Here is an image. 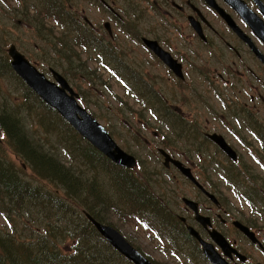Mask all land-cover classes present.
Wrapping results in <instances>:
<instances>
[{
	"label": "flooded vegetation",
	"instance_id": "obj_1",
	"mask_svg": "<svg viewBox=\"0 0 264 264\" xmlns=\"http://www.w3.org/2000/svg\"><path fill=\"white\" fill-rule=\"evenodd\" d=\"M36 1L48 4V19L58 27L52 41L68 39V48L74 52L95 50L103 66L116 72L129 88L131 97L146 103L148 115L157 118L147 98L160 106V116L167 121H161L162 127L169 126L168 120L177 122L175 142L191 135L199 140L187 147H173L165 137L159 142L156 159L177 195L174 200L160 196L156 190L159 173L150 171L144 178L145 188L159 212L150 210L154 220L137 228L161 243L179 264L187 259L191 264H264V229L249 218L264 214V188L255 184L258 181L248 170L253 164L264 173V0ZM141 25L140 34L136 28ZM136 46L144 57L135 53ZM156 47L167 54L164 60V55L155 53ZM151 81L172 84L166 87L169 96L155 93ZM213 100L237 122L239 130L225 122L237 145L221 131L210 132L207 121L198 126L200 111H209ZM217 140H223L233 155ZM202 141L213 146L212 153ZM184 148H189L185 151L189 155ZM160 151L171 160L166 162ZM216 154L224 162H216ZM221 165H228L229 171ZM184 168L190 170L195 183L182 175ZM216 169L227 177L214 175ZM123 170L143 178L134 170ZM183 186L185 193L179 191ZM231 200L241 209L233 208ZM205 247L213 262L204 255Z\"/></svg>",
	"mask_w": 264,
	"mask_h": 264
},
{
	"label": "rangeland",
	"instance_id": "obj_2",
	"mask_svg": "<svg viewBox=\"0 0 264 264\" xmlns=\"http://www.w3.org/2000/svg\"><path fill=\"white\" fill-rule=\"evenodd\" d=\"M28 5L32 6V8L25 12L24 6L21 7L18 0H0V41L4 42V40H6V46L11 44L14 45L18 51L25 54L31 63H35L39 68L40 66L44 67L41 68L40 71L48 75L49 78L50 75L48 74L47 68L51 67L59 71L68 81L73 91L80 96L79 102L81 106L86 108V110L110 132V135L121 148L140 161L139 172L146 170L147 174L150 171L159 173L157 182L160 186L156 189L157 192L162 193L159 195L174 200L177 195L176 189L171 188L165 180V176L168 174L162 171L161 163L156 159V148L159 147V142L162 141L163 137H165L173 147L179 144L187 147L189 144H198L199 140L191 135L184 136L183 140L178 143L175 142L178 128L177 122L175 120H168L169 126L162 127V122L166 123L167 121L160 116V106L156 105L149 98L145 99L149 101L147 102L148 108L154 110L157 118L148 115L146 103L139 102L131 97L125 83L118 80L119 77L117 73L111 68L103 66L101 58L97 57L93 49L86 52L76 50L72 57L73 62L71 67L69 66L65 70L58 67L60 64L56 59V51L48 44L39 40V33L36 31L33 24L30 23L31 20L34 21L32 17H36L40 23L45 21L43 20L45 17H43L41 9H39V3L30 0ZM143 26L144 25L138 26L136 31L141 34L142 28H144ZM55 28L58 27H55L52 21L47 19L44 23L43 32L51 30L52 37H54V33L59 32V30ZM6 46L3 44V51L5 53L8 48ZM135 53H139L141 57L145 56V53L142 54L143 51L138 46L135 47ZM154 67L153 65L152 68ZM154 71L159 70L152 69V72ZM149 84L152 86L155 93L157 92L169 96L166 87L169 88L172 84L162 85V83H156L154 81H151ZM174 98V102L184 109V104L181 103L178 98ZM218 104V101L213 100L210 105V110L207 111L203 109V111H200V113H202L201 117L198 118L196 122L201 128L207 121L210 132L221 131L225 134V137H228L231 143L237 145V142L233 140L225 129V122L227 123V121H229L228 126L234 130H239L237 122L228 118V113L221 109ZM4 111H6V115L15 118L16 112L22 121V125H24L25 133L28 134L32 141L43 146L45 151L49 154L56 155V157L73 172L82 175L84 173L83 178L85 180L91 179L94 173L98 172L97 181L99 186H101V190H103L102 199H108L110 206L106 208L103 205L95 204V206L99 208L97 212L94 210V213L102 218L103 222L118 228L125 238L134 243L135 247L140 249L144 254L152 257L159 264H179L170 255L168 256L161 243L146 237V234L135 226L133 216L146 218L150 211L145 210L141 212V210L135 209L133 207L135 205L132 202H128L125 193H119L118 188L115 189L111 185L108 165L104 162H99V164L101 163L103 166L107 165L105 167L106 171L104 169L101 170L99 166V170L95 168L93 171H89L86 168V164L83 163L85 160L82 158L86 155L90 160L89 149L83 146L84 144L78 141L79 139L71 131H66L64 125L58 123V126H56L57 118L53 115L48 116L45 113V109L39 106L35 101L31 99L27 100L23 87L13 80L10 81L6 79V75L0 77V113ZM41 118H45V123L48 122L49 126H51L53 122L55 123L52 131L47 130V127L43 126ZM76 140L77 143H74ZM167 141L164 142L167 143ZM79 143L83 144L80 145L81 148H79ZM202 145H205V150L210 151V153L213 152V146L206 144L204 141H202ZM3 146L4 153H0V156L3 158L6 157L9 161L14 162L16 167H19L21 162H18L14 155H12L9 150H6L8 149L7 144ZM186 149L189 148H184V153L189 155V153L185 152ZM240 153L244 154L242 150H240ZM243 156L244 158H248L246 155ZM214 158L216 162H224L217 154ZM204 159H208V154L204 156ZM94 163L97 164L96 161ZM250 165L252 168L249 167L248 170L255 175L258 181L255 182V184L264 188V173L258 168L256 169L253 164ZM226 167H228V172V165H221L220 168L224 169ZM221 169H216L214 175L226 176L222 173ZM24 171V174L21 173L20 177L23 176L25 180H29L33 173H31L29 169H24ZM169 173L175 175L173 171ZM186 189L187 188L183 186L182 190L179 191L185 193ZM226 192L229 197L227 190ZM58 197L67 203L66 207L68 208V214L78 211L83 216L81 213L82 206L77 198L71 195L67 196V198L60 195ZM121 197L123 199H121ZM82 198L87 200L85 196H82ZM121 204L123 205V209L119 212V215H116V206H120ZM231 205L235 209H241L239 205L232 200ZM249 218L258 221L257 225L264 229V214L262 216L250 214ZM11 219L14 221L15 226H17L16 221L20 223L19 216L13 218L11 215ZM4 223L6 222L0 215V230L8 229L7 225ZM65 245H70V241H66ZM61 248L64 249V245L61 246ZM185 264H191V260L187 259Z\"/></svg>",
	"mask_w": 264,
	"mask_h": 264
},
{
	"label": "trees",
	"instance_id": "obj_3",
	"mask_svg": "<svg viewBox=\"0 0 264 264\" xmlns=\"http://www.w3.org/2000/svg\"><path fill=\"white\" fill-rule=\"evenodd\" d=\"M29 2L30 0H21L20 4L24 6L25 12L32 8L28 5ZM38 3L45 21L40 23L36 17H32L34 21L31 20L30 23L39 33V40L56 51V59L60 64L58 67L65 70L72 66L74 51L69 50L68 39L55 38L52 42L51 30L43 32L44 23L51 14L48 4ZM5 42L6 40L0 41V77L6 75V79L18 83L23 87L27 100L35 101L45 109L48 116L57 118V124L53 122L51 126L48 122L45 123V118H41L47 130L52 131L54 124L58 126L60 123L67 131L68 126L58 115L45 107L14 75L7 54L3 51ZM58 45L61 46L60 49ZM6 114V111L0 113V127L4 134L0 141V153H4L2 146L7 144L6 150L21 163L16 167L14 162L0 156V215L9 229L0 230V264H116L120 261L117 253L112 252L108 246L105 247L90 223L78 211L68 214L67 203L58 197L60 195L67 198L71 195L77 198L82 206L81 212L85 211L97 221L103 222L102 218L94 213V210L97 212L99 208L95 204L106 208L110 206L108 199H102L103 190L97 181L98 172H95L91 179L85 180L84 173L82 175L73 172L56 155L49 154L43 146L32 141L25 133L24 125L16 112V118ZM102 161L109 164L103 157ZM97 166L91 161L86 162L89 171H93ZM24 169L33 173L29 180L20 177L21 173L24 174ZM114 170L115 179H112L119 187V193L124 192L128 202L135 205V209L159 210L158 206L150 202L146 192L144 178L147 179L149 173L143 170V178L139 179L132 172L116 168ZM116 208L115 214L119 215L123 205ZM11 215L13 218L20 217V223L16 221L17 226L14 225ZM160 216L154 215L155 218ZM66 241H70V245H65ZM63 245L64 249L61 248ZM121 264L127 262L122 261Z\"/></svg>",
	"mask_w": 264,
	"mask_h": 264
},
{
	"label": "water",
	"instance_id": "obj_4",
	"mask_svg": "<svg viewBox=\"0 0 264 264\" xmlns=\"http://www.w3.org/2000/svg\"><path fill=\"white\" fill-rule=\"evenodd\" d=\"M152 43V42H151ZM155 45V43H152ZM155 53L164 58L167 54L157 48ZM10 58V67L14 73L33 90V92L50 108L55 109L61 117L70 124L82 137H84L92 146L98 149L104 156L108 157L115 164L132 169L136 166V160L133 156L121 150L111 139L109 134L102 128L96 120L87 113L78 103V95L68 86L67 82L56 72L51 70L55 83L48 81L43 74H40L25 57L20 54L14 46H10L7 51ZM1 136V130H0ZM217 144L227 153L233 155L231 149L217 140ZM230 149V150H229ZM163 154V152H161ZM166 161H168V157ZM176 163V162H175ZM177 166L180 167L179 164ZM182 173L191 178L189 170L182 169ZM193 180V179H192ZM86 218L92 223L95 229L117 249L123 256L134 264H150L135 249H133L122 236L112 227L100 224L86 214ZM205 251V250H204ZM207 258L211 261L208 252H205Z\"/></svg>",
	"mask_w": 264,
	"mask_h": 264
}]
</instances>
